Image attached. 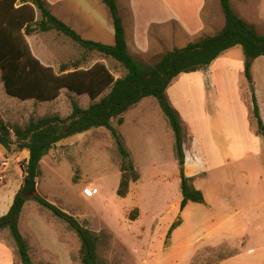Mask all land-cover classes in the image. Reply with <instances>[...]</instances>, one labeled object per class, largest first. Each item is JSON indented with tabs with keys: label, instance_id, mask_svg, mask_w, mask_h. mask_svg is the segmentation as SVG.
Masks as SVG:
<instances>
[{
	"label": "rangeland",
	"instance_id": "374dc122",
	"mask_svg": "<svg viewBox=\"0 0 264 264\" xmlns=\"http://www.w3.org/2000/svg\"><path fill=\"white\" fill-rule=\"evenodd\" d=\"M61 3L52 8L56 16L60 7L70 8L72 18L59 19L84 39L114 44L112 19L103 0ZM118 5L130 53L146 65L214 36L225 26L220 0H118ZM231 5L264 34V0H231ZM27 40L34 56L58 74L62 64L79 61L81 69L100 63L115 79L126 75L114 59L88 54L55 31L36 32ZM245 61L242 47H235L210 70L181 75L167 89L183 121L185 146L191 145V125L207 161L210 173L198 175L194 182L204 194L203 204L180 209L174 133L155 98L128 111L123 125L118 119L112 122L141 174L126 198L117 195L122 156L107 128L72 136L44 157L37 194L100 238L103 264H264V140L257 134ZM253 70L264 119V57L256 60ZM73 101L84 109L93 103L89 96L68 90L53 102L21 101L7 95L0 72V121L11 128L53 115L68 117ZM246 152L250 154L220 166ZM25 160V151L19 152L16 145L11 150L0 147V217L23 189ZM178 220L181 225L169 235ZM19 229L34 264H82L78 235L32 198L23 208ZM0 264H21L8 229L0 231Z\"/></svg>",
	"mask_w": 264,
	"mask_h": 264
},
{
	"label": "trees",
	"instance_id": "16d2710c",
	"mask_svg": "<svg viewBox=\"0 0 264 264\" xmlns=\"http://www.w3.org/2000/svg\"><path fill=\"white\" fill-rule=\"evenodd\" d=\"M103 3L109 9L113 21V45L84 39L54 15L45 0H0V72L7 95L21 101L53 102L63 90H68L79 96L87 95L93 101L86 109L73 101L72 113L68 117H43L31 120L24 128H11L1 120L0 147L11 150L16 145L19 152L28 151L29 157L21 163V169L26 179L36 180L41 175L42 160L59 143L78 134L107 128L122 156L117 195L126 198L130 185L139 182L141 174L112 122L118 119L119 125H123L124 115L128 111L146 98H155L174 133V152L181 179L180 209L184 211L189 203H205L203 192L194 185L195 179L185 174L184 125L179 112L168 98L167 89L179 76L208 70L224 52L241 46L246 59L244 75L251 93L257 134L264 139V120L252 74L254 62L264 57V34H259L235 13L231 0H220L225 17V26L220 32L185 48L165 53L155 65H146L130 53L118 0H103ZM37 13L40 14L39 20ZM52 31L68 37L88 54L98 53L114 59L121 64L126 75L115 79L110 70L100 63L81 69L79 61L62 64L60 73H56L34 56L26 38L36 32ZM30 199L19 191L9 212L0 217V231L9 230L21 264H34L30 246L19 229L23 208ZM32 199L78 235L82 243V264H103L98 256L100 238L85 224L38 194ZM181 223V220L175 222L169 235Z\"/></svg>",
	"mask_w": 264,
	"mask_h": 264
},
{
	"label": "crops",
	"instance_id": "0c3cea01",
	"mask_svg": "<svg viewBox=\"0 0 264 264\" xmlns=\"http://www.w3.org/2000/svg\"><path fill=\"white\" fill-rule=\"evenodd\" d=\"M48 4V7L49 9L52 11V13L54 15H56V11L54 9H52L55 5L57 6L58 4H62L61 2L63 0H45ZM57 3V4H56ZM61 10L59 11V15L58 18H72L70 17L71 14V10L70 8L64 6V7H60ZM54 10V11H53ZM38 14V13H37ZM100 19V18H99ZM103 22V21H102ZM104 25H105V22H103ZM112 24H113V21H112ZM70 26V25H69ZM73 28V27H72ZM108 28L110 29V23L108 24ZM114 28V27H113ZM74 29V28H73ZM75 30V29H74ZM28 37V36H27ZM26 37V38H27ZM28 41V40H27ZM29 43V42H28ZM238 47V46H237ZM36 57V56H35ZM256 62V61H255ZM254 62V63H255ZM45 66H49L51 67L49 64H44ZM253 67H254V64H253ZM253 67H252V74H253V79H254V70H253ZM211 69V66L209 68V70ZM198 73V72H197ZM255 82V80H254ZM256 86V84H255ZM257 91V89H256ZM258 102H259V99H258ZM260 105V103H259ZM261 109V108H260ZM262 114V112H261ZM262 117H263V114H262ZM264 120V119H263ZM197 133V130L195 128H193L191 125L189 127V132H188V138L191 137L192 139L190 140V143L191 145H187V147L185 146V143H184V149H185V174L187 177H190V178H194L195 181L198 179V175L202 174V173H207V175L210 173L209 172V168L207 167L206 163L207 161H205V158L203 157V154L201 153L200 149L198 148L197 144H196V141H197V136H195L194 134ZM263 139V138H262ZM264 140V139H263ZM189 146V147H188ZM199 151H198V149ZM209 153V152H208ZM208 153L205 151V155L207 156ZM242 153H239L237 154L233 159V160H229L223 164H221L220 166L224 165V164H229L231 163L232 161L234 160H238V159H242L243 157L245 156H248L250 153L249 152H246L242 155H240ZM25 155H26V158L29 157V152L25 150ZM239 155V156H238ZM194 181V182H195ZM9 210V209H8ZM7 210V212H8ZM6 212V213H7ZM5 213V214H6Z\"/></svg>",
	"mask_w": 264,
	"mask_h": 264
},
{
	"label": "water",
	"instance_id": "95a60500",
	"mask_svg": "<svg viewBox=\"0 0 264 264\" xmlns=\"http://www.w3.org/2000/svg\"><path fill=\"white\" fill-rule=\"evenodd\" d=\"M37 180L26 179L22 189V194L25 198H32L37 195Z\"/></svg>",
	"mask_w": 264,
	"mask_h": 264
},
{
	"label": "built area",
	"instance_id": "2783aa9c",
	"mask_svg": "<svg viewBox=\"0 0 264 264\" xmlns=\"http://www.w3.org/2000/svg\"><path fill=\"white\" fill-rule=\"evenodd\" d=\"M94 192H96V190H93Z\"/></svg>",
	"mask_w": 264,
	"mask_h": 264
}]
</instances>
